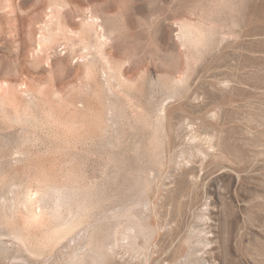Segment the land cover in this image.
Returning <instances> with one entry per match:
<instances>
[{
	"label": "rangeland",
	"instance_id": "obj_1",
	"mask_svg": "<svg viewBox=\"0 0 264 264\" xmlns=\"http://www.w3.org/2000/svg\"><path fill=\"white\" fill-rule=\"evenodd\" d=\"M0 264H264V0H0Z\"/></svg>",
	"mask_w": 264,
	"mask_h": 264
},
{
	"label": "bare ground",
	"instance_id": "obj_2",
	"mask_svg": "<svg viewBox=\"0 0 264 264\" xmlns=\"http://www.w3.org/2000/svg\"><path fill=\"white\" fill-rule=\"evenodd\" d=\"M132 203V202H131ZM136 204V203H135ZM132 230V229H131Z\"/></svg>",
	"mask_w": 264,
	"mask_h": 264
}]
</instances>
